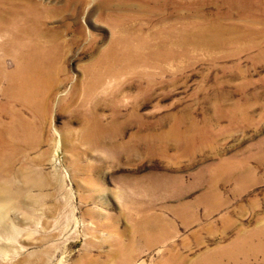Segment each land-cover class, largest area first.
<instances>
[{
	"label": "rangeland",
	"instance_id": "374dc122",
	"mask_svg": "<svg viewBox=\"0 0 264 264\" xmlns=\"http://www.w3.org/2000/svg\"><path fill=\"white\" fill-rule=\"evenodd\" d=\"M0 264H264V0H0Z\"/></svg>",
	"mask_w": 264,
	"mask_h": 264
},
{
	"label": "bare ground",
	"instance_id": "6f19581e",
	"mask_svg": "<svg viewBox=\"0 0 264 264\" xmlns=\"http://www.w3.org/2000/svg\"><path fill=\"white\" fill-rule=\"evenodd\" d=\"M38 52V51H37ZM35 56L36 57H38V58H41L40 59V61L41 60H43V59H45V57L47 56L46 54H45V52L42 50V52H38V54H35ZM35 61H38V60H35ZM34 61V59L32 58V56L30 57V60H28V63L30 64V65H35V64H38V63H40V62H35ZM29 67V66H28ZM46 73H44V74H48V72L47 71H45Z\"/></svg>",
	"mask_w": 264,
	"mask_h": 264
}]
</instances>
